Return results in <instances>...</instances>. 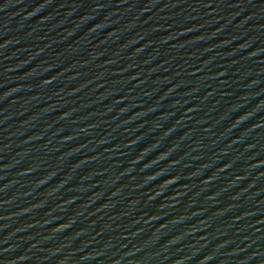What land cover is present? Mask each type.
<instances>
[{
    "label": "water",
    "instance_id": "water-1",
    "mask_svg": "<svg viewBox=\"0 0 264 264\" xmlns=\"http://www.w3.org/2000/svg\"><path fill=\"white\" fill-rule=\"evenodd\" d=\"M0 264H264V0H82Z\"/></svg>",
    "mask_w": 264,
    "mask_h": 264
}]
</instances>
